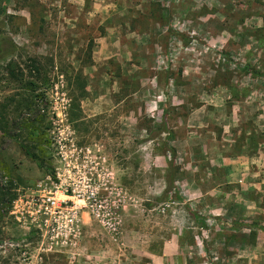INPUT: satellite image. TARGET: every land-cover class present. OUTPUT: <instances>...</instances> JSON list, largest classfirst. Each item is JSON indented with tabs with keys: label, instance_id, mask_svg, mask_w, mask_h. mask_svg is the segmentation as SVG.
Wrapping results in <instances>:
<instances>
[{
	"label": "rangeland",
	"instance_id": "obj_1",
	"mask_svg": "<svg viewBox=\"0 0 264 264\" xmlns=\"http://www.w3.org/2000/svg\"><path fill=\"white\" fill-rule=\"evenodd\" d=\"M0 46V264H264V0H0Z\"/></svg>",
	"mask_w": 264,
	"mask_h": 264
},
{
	"label": "trees",
	"instance_id": "obj_2",
	"mask_svg": "<svg viewBox=\"0 0 264 264\" xmlns=\"http://www.w3.org/2000/svg\"><path fill=\"white\" fill-rule=\"evenodd\" d=\"M4 47V46H3ZM3 47L0 46V52L3 51ZM8 54V49L6 53ZM89 59L92 58V52L88 54ZM18 68V69H17ZM21 66L17 63V61L11 60L7 62L5 65V72L11 78V80L17 84H19L20 88H26L28 91H33L36 88V83L32 79L37 77V79L42 78L44 66L37 59H32L31 65L27 66L26 69H20ZM75 84L74 89V103H79L81 100L88 96L87 90V79L82 73H76V75L72 76L70 79V85L73 86ZM12 100H16L15 97H12ZM80 117L76 114L75 109L72 113V121H76ZM29 128V125H26ZM8 97L2 102H0V133L4 137H8V132L10 133L11 129L8 131ZM36 127H33L32 131L35 132ZM38 145L31 146L25 143H20L22 149L25 151L27 156H29L37 165L44 169L46 172L51 171V167L46 164V149H44L41 141H37ZM11 195L10 200L12 201L15 198V194L10 193V188L1 187L0 186V207L4 203V201ZM256 233H254V236Z\"/></svg>",
	"mask_w": 264,
	"mask_h": 264
},
{
	"label": "built area",
	"instance_id": "obj_3",
	"mask_svg": "<svg viewBox=\"0 0 264 264\" xmlns=\"http://www.w3.org/2000/svg\"><path fill=\"white\" fill-rule=\"evenodd\" d=\"M34 207L39 206L44 209V206L47 204V209L51 208V211L54 209H59L61 207V204L59 203V199L54 196V197H48L47 199L43 195V197L38 196V197H33V199L30 202ZM45 208V210H47ZM27 213H29L34 219L38 216V211H30L28 210Z\"/></svg>",
	"mask_w": 264,
	"mask_h": 264
}]
</instances>
